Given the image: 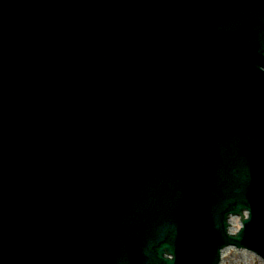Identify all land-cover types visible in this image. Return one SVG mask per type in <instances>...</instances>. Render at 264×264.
Wrapping results in <instances>:
<instances>
[{
  "label": "water",
  "instance_id": "water-1",
  "mask_svg": "<svg viewBox=\"0 0 264 264\" xmlns=\"http://www.w3.org/2000/svg\"><path fill=\"white\" fill-rule=\"evenodd\" d=\"M228 246L264 257V0H0V264Z\"/></svg>",
  "mask_w": 264,
  "mask_h": 264
},
{
  "label": "bare ground",
  "instance_id": "bare-ground-1",
  "mask_svg": "<svg viewBox=\"0 0 264 264\" xmlns=\"http://www.w3.org/2000/svg\"><path fill=\"white\" fill-rule=\"evenodd\" d=\"M230 251V249L228 251H224V258L228 261V264H238L237 261H239L237 258L234 257V255L229 254L228 252ZM241 254H239V257H248L250 258L252 261H255L256 264H258V260L257 257L254 256L253 254L247 252V251H241ZM241 262V261H239ZM242 264H244L243 262H241ZM263 263V262H262ZM247 264H251V263H247Z\"/></svg>",
  "mask_w": 264,
  "mask_h": 264
},
{
  "label": "rangeland",
  "instance_id": "rangeland-1",
  "mask_svg": "<svg viewBox=\"0 0 264 264\" xmlns=\"http://www.w3.org/2000/svg\"><path fill=\"white\" fill-rule=\"evenodd\" d=\"M228 253L231 254V255L236 254V255H234V257L237 258L239 261L243 262L244 264H247V263L256 264L255 261H252V260H251L250 258H248V257H245V256H243L242 258L239 257V254H241L240 251H235V250L232 249V250H230ZM239 261H237L238 264H242V263L239 262Z\"/></svg>",
  "mask_w": 264,
  "mask_h": 264
}]
</instances>
